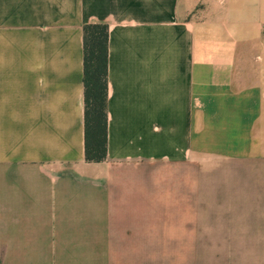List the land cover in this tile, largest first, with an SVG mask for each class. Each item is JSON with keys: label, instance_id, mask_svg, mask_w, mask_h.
Segmentation results:
<instances>
[{"label": "crops", "instance_id": "crops-1", "mask_svg": "<svg viewBox=\"0 0 264 264\" xmlns=\"http://www.w3.org/2000/svg\"><path fill=\"white\" fill-rule=\"evenodd\" d=\"M96 23L97 163L83 84ZM242 61L246 146L237 132L209 147V129L194 143V108L220 107L208 85ZM0 264H264V0H0Z\"/></svg>", "mask_w": 264, "mask_h": 264}, {"label": "trees", "instance_id": "trees-1", "mask_svg": "<svg viewBox=\"0 0 264 264\" xmlns=\"http://www.w3.org/2000/svg\"><path fill=\"white\" fill-rule=\"evenodd\" d=\"M85 160L102 162L108 140V26L96 23L83 28Z\"/></svg>", "mask_w": 264, "mask_h": 264}, {"label": "rangeland", "instance_id": "rangeland-1", "mask_svg": "<svg viewBox=\"0 0 264 264\" xmlns=\"http://www.w3.org/2000/svg\"><path fill=\"white\" fill-rule=\"evenodd\" d=\"M203 46V45H202ZM201 44H194V51L202 50ZM205 47V46H204ZM215 50V49H214ZM206 51V50H205ZM242 74L232 75L225 78L226 83L213 88L208 85L209 98L216 101L215 104L219 105L207 107V108H194V143L200 145L203 142L200 141L205 137V129H209V147H217L219 139H212L213 137H227V135H234L237 137V132L241 138V146L244 147L247 144V119H248V108H247V91H248V76H247V63L241 62ZM201 79V76H197ZM205 87L204 84L197 83L194 85V89H200ZM197 91V90H196ZM198 92V97L201 95ZM197 92H194L196 94ZM237 99L240 101L241 108L225 107L230 105L231 101H234L237 105ZM218 101V102H217ZM230 101V102H227ZM214 103V102H210ZM240 112V113H239ZM235 117V118H233ZM241 119V123L238 124L236 119ZM225 122V123H224ZM235 133V134H234ZM212 137V138H211ZM223 142V141H222ZM246 143V144H245Z\"/></svg>", "mask_w": 264, "mask_h": 264}]
</instances>
